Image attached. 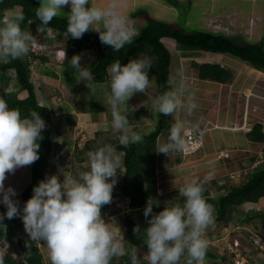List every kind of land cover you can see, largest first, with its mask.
I'll use <instances>...</instances> for the list:
<instances>
[{
	"label": "clouds",
	"instance_id": "9594fccd",
	"mask_svg": "<svg viewBox=\"0 0 264 264\" xmlns=\"http://www.w3.org/2000/svg\"><path fill=\"white\" fill-rule=\"evenodd\" d=\"M64 7L70 8L67 32L73 39L82 38L90 30L95 31L103 45L120 52L137 35L122 11L123 0H106L103 5L93 3V0H39L35 16L42 25H48L53 18L64 13ZM7 10L14 9L0 12L3 22L0 26V59H20L28 55L35 37L30 31L21 29L20 24L25 20L22 12L7 17L4 15ZM32 22L35 21H28L29 24ZM63 43L70 44L66 38ZM71 46L61 51L64 57L71 52ZM81 59L80 55H73L70 66L76 79L94 94L95 78L81 64ZM150 69L148 57L129 60L126 64L117 59L108 69L110 83L101 85L111 113L113 131L124 148L143 140L129 119L127 101L137 93L144 94L149 88ZM151 103L157 113L165 116L181 110L190 116L198 107L195 96L187 93L183 84L154 95ZM184 127L185 122L177 120L170 128L167 141L161 143L156 152L167 156L182 149L185 146ZM45 128L46 122L37 111L22 117L18 108H10L0 97V203L6 208V212L0 214V222L5 218L20 217L29 239L46 244L50 264H111L114 258L125 256L130 264H141V255L147 264H204L208 248L206 232L215 227L214 208L205 198L204 182L186 180L179 188L183 203L177 201L164 205L159 212H153V207H159L161 201L155 197L147 199L143 209L146 253H141L143 250L126 240L114 217L105 221L101 209L116 201L112 192L117 172L123 165L122 155L110 143L87 152L88 170L73 175L66 166V171L61 168L58 175L39 181L21 209L20 201L15 199L16 190L5 187L4 182L8 174L31 166L39 159L38 141L43 139ZM4 229L6 231V226ZM141 229L139 224L135 225L133 234L139 236ZM5 237L0 240V248L8 252L9 238ZM26 248L30 246L26 245ZM5 254L0 253V264H4ZM29 254L28 251L24 253Z\"/></svg>",
	"mask_w": 264,
	"mask_h": 264
},
{
	"label": "crops",
	"instance_id": "0c3cea01",
	"mask_svg": "<svg viewBox=\"0 0 264 264\" xmlns=\"http://www.w3.org/2000/svg\"><path fill=\"white\" fill-rule=\"evenodd\" d=\"M7 11L4 12L5 16H9V14H6ZM15 12L17 11L15 10ZM0 25H3V22H0ZM30 27H27V31L34 35ZM62 40H53V44L55 42L60 44H57L53 49L51 56H47V61L39 65L44 69H40L41 73L38 75H40L41 85L35 90L38 102L50 108L53 114L69 113L76 118L74 127L59 131L56 130L55 123L52 122L53 155H51L49 163L50 167L54 166L55 170L62 167L61 165L65 162L69 164L68 157L71 151H75V148L83 152L86 145L93 150L105 143L113 144L112 142H115L119 144L118 134L113 131L111 113L104 96V90L101 87V85L110 83L109 71L106 80L103 83L96 84V92L94 94L89 92L85 84L76 79L75 71L70 66V58L78 54L82 57L81 64L87 66L95 59L97 50L95 48L78 49L71 46V52L66 53V57H64L61 48L65 47L67 49L71 44L66 45ZM49 42L46 43L49 45ZM162 42L171 54L168 68L171 89L183 84L186 87V92L193 94L198 104L197 109L190 116L183 110L174 113V117L171 115L174 121L185 122L183 132L188 128H208L212 125L219 127L205 130L203 148L195 155L183 159L180 156V150L173 151L179 152V160L175 162L184 166L185 173L188 175H185L182 180H168L166 188L163 186L164 184L160 188L165 190L164 192L159 188L157 189L156 198H161L164 193L179 190L186 180L205 182L207 189L211 192V197L217 198L225 194L232 186L246 181L250 174L264 170V139L253 141L249 136L252 128L255 125H260L261 134L264 137V70L256 69L242 60L240 62L239 58L236 59L229 54L184 48L172 38L170 40V38L164 37ZM56 56H61V58L58 60L55 58ZM174 56L177 57H175L176 60L173 63ZM205 63L221 65L230 71L232 77L226 83L201 79L195 65ZM33 72L31 65V74ZM10 77L14 80L11 78L9 80L8 78L5 79L4 92L16 91L18 88L15 83V76L10 75ZM149 79L151 85L146 92L144 94L137 93L127 101L130 113L129 119L134 130L142 137L155 128L159 118V113L154 110L151 103L152 97L156 95L155 79L154 81L151 78ZM153 83L154 86L152 87ZM172 83L174 84L172 85ZM60 84L66 86V89H63L64 93L59 94L62 95L61 99L63 101H60L57 96L52 99L55 90H60L57 87ZM26 95V92H22L20 98H24ZM49 98L55 106L49 105L45 101ZM64 98L67 99L64 100ZM230 127H236L237 129L232 130ZM247 127L251 130L245 131L243 129ZM76 130H81V139L76 136V133H78ZM254 136L259 137L260 135L255 133ZM78 138L80 141H78ZM81 141L83 143H80ZM163 142H165L163 137H159L157 146ZM173 152L169 153L167 157H172ZM220 152L227 153L228 157H220ZM118 153L122 155L123 161L122 152L118 151ZM82 158L84 161L81 163L75 158V161L79 163L77 166H84L88 169L87 154L86 156L83 154ZM163 170H159V173H162ZM30 174L31 166L21 167L15 171L12 178L14 181H11V183L14 185L15 178H18L20 183L21 176H26V184L28 185ZM123 174L124 168L122 165L117 172V176L121 177ZM232 174L237 177L230 178ZM9 176L10 174L7 175L8 179ZM8 179L4 182L5 187L10 182ZM123 203L128 206V199H124ZM0 206L4 210L6 209L2 203H0ZM2 212L0 210V214ZM20 223H22V219ZM18 230L20 229L18 228ZM256 237L264 240V198L256 203H244L237 207L232 212L228 222H218L215 219V227L208 229L206 232L208 248L204 264H233L236 258L233 247L234 241L240 243L237 252L243 256L245 264H264V249L261 250L252 242V239ZM24 239L26 241L25 233ZM8 242L13 251L17 250L13 245V238ZM36 243L40 250L42 245L47 247L43 242L36 241ZM44 262L50 264V261L45 258Z\"/></svg>",
	"mask_w": 264,
	"mask_h": 264
},
{
	"label": "trees",
	"instance_id": "16d2710c",
	"mask_svg": "<svg viewBox=\"0 0 264 264\" xmlns=\"http://www.w3.org/2000/svg\"><path fill=\"white\" fill-rule=\"evenodd\" d=\"M39 6V0H0V12L5 9H15L22 12L25 20L21 22L20 27L22 30L27 31L29 20H34L36 23L44 28L56 32L54 40L67 39V42L72 44L78 49H92L97 50L95 59L84 66L88 68L96 84L103 83L108 76V69L111 64L119 59L121 64H126L129 60L138 59L141 55L145 54L147 57L152 58V74L156 84V95L164 91L171 90V83L169 79V65L171 61V54L167 47L162 42V38L168 37L176 41V43L184 48L191 50H204L213 53L229 54L240 60L252 65L254 68L264 70V45L263 43H239L233 38L224 34L213 33L205 30L188 31L180 25L169 22H162L151 20L148 25L140 30L138 35L133 38L129 45H125L120 52H115L112 48L103 45L99 41L98 33L95 31L86 32L82 38L73 39L67 32V18L57 16L48 25H42L40 20L35 16V10ZM31 60V61H30ZM40 61L45 63L47 56L44 54H31L20 59H11L7 62L0 63V96L3 97L10 108H18L22 117H27L31 111H37L41 118L46 122V128L42 131L43 139L38 141L40 144L39 159L31 165V174L29 184L18 194L15 199L20 201V208L22 209L24 203L32 196L33 187L39 181L47 178V169L50 157L53 150V132L52 122L56 125V130H62L76 125V118L73 114L58 113L53 114L52 110L45 105L38 102L36 97V87L34 81L31 79V65L32 61ZM195 68L198 70L199 77L205 80L216 81L219 83H226L232 77L230 71L225 69L219 64H196ZM8 70L15 71V83L18 86L16 91L4 92L3 85L5 76ZM26 92L24 98H20V94ZM175 123L171 115L165 116L159 114L158 122L155 128L143 137L139 144H130L127 148L116 144L117 150L123 154V168L124 174L116 180L112 197L116 199L114 203L105 205L101 209V214L107 212L110 207L117 204L121 199H128L126 213L124 215V236L126 240L133 245H136L140 250L147 251L146 246L143 244V228L146 227L145 217L143 216V209L149 197L156 198V191L158 187V172L160 170V163L166 162L169 157L157 153L158 149L157 140L159 137L169 136L170 128ZM250 139L253 141H262L264 139L261 134V126L255 125L251 132ZM258 133L259 137L254 134ZM91 149L84 147V151ZM75 155H81L83 152L75 148ZM81 153V154H80ZM181 156V152H180ZM82 158L78 159L81 163ZM205 183V182H204ZM215 184V182H214ZM204 193L208 203L213 205L215 219L218 222H228L231 218L232 212L244 203H256L264 198V170L255 172L247 177V180L241 184L232 186L225 194L212 198L211 192L207 189ZM170 192L165 196L158 198L161 201L159 207L154 206L153 212L163 210V206H168L174 202L183 203L182 197H174L179 194ZM166 198H171L169 204L164 201ZM169 200V199H168ZM3 213L6 212L0 206ZM21 218L16 217L11 220L5 218L0 222V240L7 236L15 238L14 244L18 253L22 258L17 261L11 254L13 248L8 246V252L4 255V264H46L44 262L43 252H41L36 241L30 240L28 235L26 241L24 232L19 231L16 224L20 222ZM139 224L141 233L139 236L133 234V227ZM6 226V231L4 229ZM16 227V228H15ZM26 245L30 248L27 249ZM22 250V251H21ZM28 251L29 255H24ZM21 254H20V253ZM111 264H130L127 256L113 259ZM141 264H147L146 259L141 258Z\"/></svg>",
	"mask_w": 264,
	"mask_h": 264
},
{
	"label": "rangeland",
	"instance_id": "374dc122",
	"mask_svg": "<svg viewBox=\"0 0 264 264\" xmlns=\"http://www.w3.org/2000/svg\"><path fill=\"white\" fill-rule=\"evenodd\" d=\"M105 2L106 0H93V3H97L100 5H103ZM62 11L64 13L59 16H62V17L68 16L67 13L70 11V8L64 7ZM122 11L128 16L131 22V25L134 28L137 35L140 32V30L146 27L151 20H157V21H162V22L175 23L177 25H180L182 28L188 31L205 30V31L213 32V33L224 34L226 36L233 38L235 41L239 43H248V42L249 43H263L264 45V0H123ZM11 13H15V10H8L6 12V14H9V15ZM0 22H1V19H0ZM0 26H3V25H0ZM31 26L34 28L33 29L30 27L31 30H33L32 32H37L38 28H41V25H39L36 22H33ZM40 33H43V34H39L41 35V37H39V42L47 44L46 46L48 47L45 48V50L49 52L48 55L51 56L53 49L57 46V44H60L59 42H55L53 44L54 42L53 40L56 38V32L54 33V31L52 30L43 28L40 31ZM137 35H134L133 38H135ZM46 38H49V39L47 40ZM48 41H50L49 45L48 43H46ZM65 49H66L65 47H62L61 51L64 52ZM35 50L37 52L38 51L41 52V50L38 48H36ZM144 57H147V56L143 54L140 56V59H143ZM175 57L177 56H174L173 63L176 60ZM55 58L58 59L57 56ZM150 60H151V68H152V63H153L152 58H150ZM238 60L241 62L240 59ZM1 62H5V60L0 59V63ZM41 63L42 62L38 60H36L35 62L29 63L30 65H32V68L34 70V72L31 74L32 76L31 80L34 81L36 89H38L39 86L41 85L39 81L40 75H38L41 73L40 69H44V67L39 66ZM10 75L11 76L15 75L14 70L7 71L6 79L8 78L9 80V78H11ZM153 77L154 76L151 73V69H150L149 78H151L154 81ZM11 79L14 80V78H11ZM173 84L174 83H172V85ZM153 86H154V83L152 84V87ZM57 87H59L60 90L59 89L55 90L54 94L52 95L53 96L52 99H54V96L55 97L57 96V98L58 97L60 98V101H63L61 99L62 95L60 96L59 94H62L61 92L64 91L63 89H66V86L60 84ZM66 99L67 98H64V100ZM45 101L48 102L49 105L55 106L53 103L50 102L51 101L50 98L45 99ZM174 116L175 114H173V117ZM76 132H78L76 133V136L80 137L81 139V136H82L81 130L80 131L76 130ZM80 139L78 138V141H80ZM163 139L166 142L168 138L163 137ZM80 143H83V141H81ZM79 149L81 150V147ZM83 154H85L86 156L87 152L84 151L81 155L79 154L75 155V152L71 151V154L68 157L69 164L68 162L63 163V165H61L62 167H58V170H55L54 166L50 167V163H48L49 165L47 169L48 170L47 177L54 175V174L58 175L59 169L61 168H63L66 171L67 170L66 166L69 167L73 175H75L78 171L88 170L84 168V166H80V165L77 166V164H79L77 162L78 158H82ZM178 156H179V152H173V155H172L173 158L168 156L169 159L166 162L160 163V170H163V169L164 170L162 171V173L158 172L157 177H158L159 182H158L157 188L160 189L163 184H164L163 186H165L166 188V185L168 184V180L170 181L171 180H175V181L182 180V178L185 175H188L187 173H185L186 169L184 168V166L176 164V162L179 160ZM75 158L77 159V161H75ZM13 177H14V174H10L9 179L7 177V179L10 181L8 182L7 187L11 186L13 189L16 190L17 195H18L27 185L26 176H21L20 183L18 182V178H15L14 185L13 183H11V181L12 182L14 181L12 180ZM60 178L62 179V177ZM118 179L120 178L117 176L116 180ZM160 190H162V192L165 191L163 189H160ZM173 192L177 193L176 190ZM165 195L166 193L163 194V196ZM174 197H180V196L179 194L177 195L175 194ZM170 199L171 198H166L164 200L166 204L171 203ZM123 201L124 199H121L118 202V204L112 205L110 209L106 212V214H102L106 222L109 220V218L114 217L122 232H124V229H125L123 219L126 213L125 211L127 210V207L124 205ZM16 226L20 229L19 231L23 230L25 235L26 236L28 235L24 230L23 222L20 224H16ZM13 240L15 241V238H13ZM41 247H42L41 252L44 253L43 254L44 258L50 261L49 251L47 247H45L44 245H42ZM2 250L3 249L0 248V253H3ZM11 254L14 256V258H16L17 261H20V259L22 258V255L20 256L18 253L12 252ZM141 258H144L143 255H141ZM114 259L119 260V258H114Z\"/></svg>",
	"mask_w": 264,
	"mask_h": 264
},
{
	"label": "built area",
	"instance_id": "2783aa9c",
	"mask_svg": "<svg viewBox=\"0 0 264 264\" xmlns=\"http://www.w3.org/2000/svg\"><path fill=\"white\" fill-rule=\"evenodd\" d=\"M4 20H5V18H2V21H4ZM31 24L28 23L27 27L31 26ZM31 28H33V27L31 26ZM42 29L43 28H38L37 32H34L33 36L35 37V42H34V44L32 45V47L30 48V51H29V53H31V54L32 53L35 54V55H37V54H40V55L47 54L48 55L49 54V52H47L45 50V48L48 47V46H46L47 44L39 42V37H40L39 34H41L40 31ZM36 48L40 49L41 52H39V51L37 52L35 50ZM59 57H58V60L60 59ZM5 61H8V60H5ZM218 127L219 126H217V125H212V126H210L208 128L196 127V128H188V129H186L183 132V135H182V137H183V139L185 141V146L182 149H180L181 156L183 157V159L195 155L196 153H198L203 148V145H204L203 134H204L206 129H216ZM230 128L232 130H236L237 129L236 127H230ZM243 129L245 131H250L251 130L249 127L243 128ZM219 156L226 158V157H228V154L220 152ZM236 177L237 176H234V174H232L230 176V178H232V179H234ZM252 242L254 243L255 246H257L261 250L264 249V240L263 239L256 237V238L252 239ZM239 245H240V243L238 241H234L233 242V247L235 249L234 253H235V257H236L233 264H245V260H244L243 256L239 252H237V249L239 248ZM143 252L144 251H141V253H143Z\"/></svg>",
	"mask_w": 264,
	"mask_h": 264
}]
</instances>
